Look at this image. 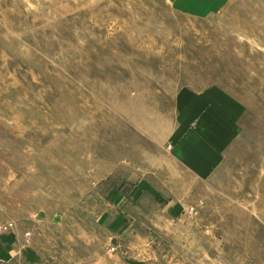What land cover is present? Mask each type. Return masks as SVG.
Returning <instances> with one entry per match:
<instances>
[{"label": "rangeland", "instance_id": "374dc122", "mask_svg": "<svg viewBox=\"0 0 264 264\" xmlns=\"http://www.w3.org/2000/svg\"><path fill=\"white\" fill-rule=\"evenodd\" d=\"M185 90L237 115L207 176L172 156ZM9 222L10 264H264V0H0Z\"/></svg>", "mask_w": 264, "mask_h": 264}, {"label": "crops", "instance_id": "0c3cea01", "mask_svg": "<svg viewBox=\"0 0 264 264\" xmlns=\"http://www.w3.org/2000/svg\"><path fill=\"white\" fill-rule=\"evenodd\" d=\"M219 95L217 90H208L202 95L189 90L180 93L179 99L186 105L182 106L178 119L179 131L174 137L172 156L197 177L207 176L219 166L226 147L237 133V115L230 113L225 103H217L222 99ZM147 184L148 180H139L135 191L148 193ZM7 238L0 240V264L12 261L8 254L14 249Z\"/></svg>", "mask_w": 264, "mask_h": 264}, {"label": "built area", "instance_id": "2783aa9c", "mask_svg": "<svg viewBox=\"0 0 264 264\" xmlns=\"http://www.w3.org/2000/svg\"><path fill=\"white\" fill-rule=\"evenodd\" d=\"M12 226H13V223H12V222H9V223H7V224H2V225H0V232L7 231V230L10 229ZM30 234H31L30 231H27V232L25 233V238H26V240H29V238H30Z\"/></svg>", "mask_w": 264, "mask_h": 264}]
</instances>
